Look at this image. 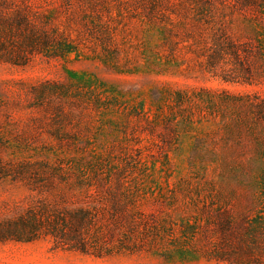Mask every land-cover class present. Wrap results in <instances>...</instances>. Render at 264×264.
I'll return each instance as SVG.
<instances>
[{
  "label": "rangeland",
  "instance_id": "374dc122",
  "mask_svg": "<svg viewBox=\"0 0 264 264\" xmlns=\"http://www.w3.org/2000/svg\"><path fill=\"white\" fill-rule=\"evenodd\" d=\"M25 4L77 48L0 61V160L121 171L142 208L176 228L152 251L102 257L8 240L0 264H264V121L231 104L245 100L221 101L224 90L264 98V69L251 84L223 82L181 40L185 27L224 25L239 41H264V0H0V16ZM26 194L0 177V218Z\"/></svg>",
  "mask_w": 264,
  "mask_h": 264
},
{
  "label": "trees",
  "instance_id": "16d2710c",
  "mask_svg": "<svg viewBox=\"0 0 264 264\" xmlns=\"http://www.w3.org/2000/svg\"><path fill=\"white\" fill-rule=\"evenodd\" d=\"M203 4L212 6L211 0H203ZM19 11L7 19L0 16V61L22 65L34 53L51 52L53 57H63L77 48L71 39L59 38L56 29L49 26L53 18L42 21L41 15H46L29 4ZM207 12L211 16V10ZM183 32L186 35L181 40H190L189 47L204 57L205 69L223 82H238L241 77L240 82L251 84L253 72L264 69V41L259 38L239 41L224 25L201 26L197 33H190L185 27ZM215 93L210 95L211 100ZM223 93L221 101L245 100L248 103L231 104L246 105L254 119L264 121V98L234 96L226 90ZM171 123L169 120L166 125ZM43 163L38 167L37 161L27 159L13 163L0 160V177L9 175L27 190L14 214L0 218V242L48 238L53 248L102 257L152 251L166 241L159 242L164 233H174L176 224L155 210L142 208L140 193L130 188L128 181L121 182L125 177L121 171L99 166L73 170ZM92 180L99 184L91 183ZM104 181L115 183L114 190L110 185H100ZM229 225L225 222L226 227ZM239 251L254 254L242 245ZM247 258L249 263H260L258 258Z\"/></svg>",
  "mask_w": 264,
  "mask_h": 264
}]
</instances>
